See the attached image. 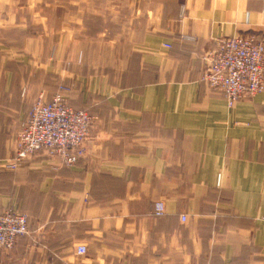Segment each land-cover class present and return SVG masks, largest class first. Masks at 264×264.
Wrapping results in <instances>:
<instances>
[{"label":"crops","instance_id":"crops-1","mask_svg":"<svg viewBox=\"0 0 264 264\" xmlns=\"http://www.w3.org/2000/svg\"><path fill=\"white\" fill-rule=\"evenodd\" d=\"M234 36L264 42V0H0V213L30 231L0 264H264V91L202 80ZM61 85L96 118L84 157L10 169Z\"/></svg>","mask_w":264,"mask_h":264},{"label":"built area","instance_id":"built-area-1","mask_svg":"<svg viewBox=\"0 0 264 264\" xmlns=\"http://www.w3.org/2000/svg\"><path fill=\"white\" fill-rule=\"evenodd\" d=\"M207 60L208 67L202 80L209 88L221 92L230 107L244 97L264 91L262 40L245 36L218 40ZM95 119L88 112L68 105L62 85L51 100L40 94L32 104L28 120L18 136L16 150L9 159V168H19L25 160L40 151H45L63 165H77L85 155V144ZM221 183L222 176L217 186L221 187ZM164 212V204L158 203L156 214L162 216ZM29 233L25 214L11 210L0 213V251L12 250L18 239ZM86 253L85 246L77 248L78 255Z\"/></svg>","mask_w":264,"mask_h":264},{"label":"rangeland","instance_id":"rangeland-1","mask_svg":"<svg viewBox=\"0 0 264 264\" xmlns=\"http://www.w3.org/2000/svg\"><path fill=\"white\" fill-rule=\"evenodd\" d=\"M21 213V212H20ZM22 214H24V213H22ZM26 215V214H25Z\"/></svg>","mask_w":264,"mask_h":264}]
</instances>
